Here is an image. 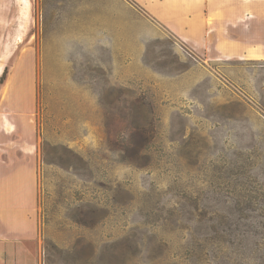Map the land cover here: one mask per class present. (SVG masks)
<instances>
[{"label": "rangeland", "instance_id": "374dc122", "mask_svg": "<svg viewBox=\"0 0 264 264\" xmlns=\"http://www.w3.org/2000/svg\"><path fill=\"white\" fill-rule=\"evenodd\" d=\"M28 4L0 0V264H264V0Z\"/></svg>", "mask_w": 264, "mask_h": 264}, {"label": "bare ground", "instance_id": "6f19581e", "mask_svg": "<svg viewBox=\"0 0 264 264\" xmlns=\"http://www.w3.org/2000/svg\"><path fill=\"white\" fill-rule=\"evenodd\" d=\"M18 1V3H20V9H19V13L21 14V18H23L25 15H26V13H28L27 12V9H28V0H17ZM17 5V4H16ZM20 16V15H19ZM28 19V18H27ZM21 23V22H20ZM24 23H26L25 21L23 22V23H21L22 24V26H23V24ZM17 25V24H16ZM18 26V25H17ZM24 26H26L25 24H24ZM18 28V27H17ZM24 28V27H23ZM23 31V30H22ZM25 31V30H24ZM12 36H13V34H12ZM15 37H17L16 35H15ZM13 38V37H12ZM7 48V47H6ZM12 50V49H11Z\"/></svg>", "mask_w": 264, "mask_h": 264}, {"label": "crops", "instance_id": "0c3cea01", "mask_svg": "<svg viewBox=\"0 0 264 264\" xmlns=\"http://www.w3.org/2000/svg\"><path fill=\"white\" fill-rule=\"evenodd\" d=\"M2 210H4V209H2ZM19 224H21V226H20ZM18 225H19L20 227H23L25 224H24V223H21L20 221H18ZM19 231H21V230H19Z\"/></svg>", "mask_w": 264, "mask_h": 264}, {"label": "trees", "instance_id": "16d2710c", "mask_svg": "<svg viewBox=\"0 0 264 264\" xmlns=\"http://www.w3.org/2000/svg\"><path fill=\"white\" fill-rule=\"evenodd\" d=\"M5 73H6V70H4V72H3V74H2V76H1V80L4 78V75H5Z\"/></svg>", "mask_w": 264, "mask_h": 264}]
</instances>
